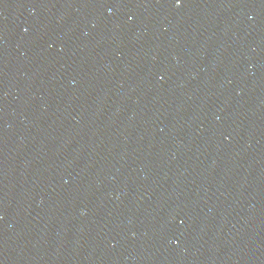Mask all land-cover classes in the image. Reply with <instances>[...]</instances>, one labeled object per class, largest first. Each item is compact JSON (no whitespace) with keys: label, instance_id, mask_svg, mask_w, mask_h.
<instances>
[{"label":"water","instance_id":"obj_1","mask_svg":"<svg viewBox=\"0 0 264 264\" xmlns=\"http://www.w3.org/2000/svg\"><path fill=\"white\" fill-rule=\"evenodd\" d=\"M0 264H264V0H0Z\"/></svg>","mask_w":264,"mask_h":264}]
</instances>
